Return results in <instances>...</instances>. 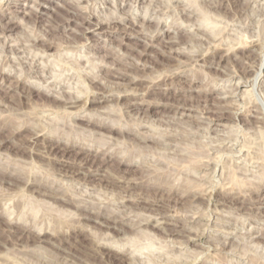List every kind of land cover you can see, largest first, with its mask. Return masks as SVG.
I'll use <instances>...</instances> for the list:
<instances>
[{"label": "rangeland", "instance_id": "rangeland-1", "mask_svg": "<svg viewBox=\"0 0 264 264\" xmlns=\"http://www.w3.org/2000/svg\"><path fill=\"white\" fill-rule=\"evenodd\" d=\"M88 14L94 24L84 20ZM241 42H245V55L237 50ZM49 43L55 47L47 50L45 44ZM2 64L3 72L18 76L25 86L32 84L39 89L38 95L29 97L25 108L15 110L20 104L23 86L8 89V81L0 77V94L9 95L0 106L8 110L5 114H11L16 124L22 119L30 122L34 130L46 126V131L36 135L40 140L41 135L47 134L44 132L49 131L47 135L62 132L64 140L70 138L77 145L83 143L90 148L84 154L102 162L86 164L79 176L63 177L58 174L62 171L59 163H49L40 155L31 157L28 150L34 144H24L28 148L23 151L8 142L1 151L9 155L2 161L14 165L11 172L28 173L33 169L43 177L57 169L58 175H51L55 177L51 181L54 184H50L53 188L59 187V193L67 191L64 194L75 199V206L52 202V198L38 192L22 188L6 191L0 187V193L1 189L5 191L0 194V206L5 205L1 208L8 214L0 218L2 227L8 228L5 224L15 216L20 221L39 222L35 229L72 227L60 229L63 234L57 238L45 234L39 240L34 233L22 239L18 233L7 237L0 232V241L4 240L0 244V264H80L82 260L84 264V257L87 260L89 256L84 252L82 255L83 244L92 240L100 246L104 243L120 248L133 260L130 259V264H222L223 260L228 264H264V239L259 238L264 233V0H0ZM112 72L124 73L126 77L114 79ZM132 76L144 82L131 86ZM93 77L105 85L110 95L116 96L119 89L126 92H121L118 100L103 102L95 94L105 87L91 82ZM147 85L157 92L146 94ZM168 88L171 90L167 93ZM44 90L50 93L47 95ZM66 97L70 102L77 101L73 105L79 106L73 108L68 104L65 110L56 98L66 100ZM94 97L99 100L91 101ZM43 100L52 108L42 107ZM138 101L143 104H132ZM79 113L98 122H118L114 125L123 127L118 126L121 132L100 128L77 119ZM220 114L225 117L219 120ZM10 128L2 130L0 141L12 138L14 142H21L23 137L19 134L11 137L14 128ZM29 132L21 133L28 136L32 134ZM61 146L64 148V144ZM36 148L48 158L81 161L76 147L68 154L61 150L49 152L41 146ZM109 153L114 156L109 158ZM125 156L131 164L119 165L118 160ZM146 171L149 173L144 174ZM229 187L232 189L227 191ZM42 190L51 193L47 188ZM229 194L242 198V203L224 200ZM83 211L85 215H115L123 223L110 230L100 224L102 219H84ZM73 224H79L75 231ZM81 224L84 227L80 230ZM172 229L178 234L172 233ZM255 234L261 235L255 237ZM97 262L89 264H107ZM110 264L125 263L117 260Z\"/></svg>", "mask_w": 264, "mask_h": 264}, {"label": "bare ground", "instance_id": "bare-ground-1", "mask_svg": "<svg viewBox=\"0 0 264 264\" xmlns=\"http://www.w3.org/2000/svg\"><path fill=\"white\" fill-rule=\"evenodd\" d=\"M220 2V1H219ZM238 5V4H237ZM86 13V12H85ZM84 13V14H85ZM73 16V15H72ZM86 16V15H85ZM92 16H93V13H92ZM72 18V17H71ZM71 18H70V20H71ZM74 18V17H73ZM91 15L90 14H88L85 18H84V20L86 21V22H88V23H92V24H94L93 22H91ZM75 20V19H74ZM82 21H83V18H82ZM113 21V20H112ZM115 21V20H114ZM67 22H69V21H67ZM84 22V21H83ZM61 24V23H60ZM110 24V23H109ZM51 25V24H50ZM67 25V24H66ZM97 26V25H96ZM102 26V25H101ZM9 28V26L7 27V29ZM52 28H54V27H52ZM3 29H5V28H3ZM55 29V28H54ZM8 30H10V29H8ZM53 30V29H52ZM162 30V29H161ZM51 31V30H50ZM128 34V33H127ZM176 35V34H175ZM50 37V36H49ZM176 38V37H175ZM214 39V38H213ZM41 40V39H40ZM173 41V40H172ZM45 42H47V41H45ZM49 42V41H48ZM47 42V43H48ZM174 42H176V41H174ZM39 43H40V41H39ZM171 43V42H170ZM179 43V42H178ZM245 42H241V47L239 46V48H237V50H239V51H241L242 53V55H245V54H247V52H246V49H245V45L243 46V44H244ZM38 44V43H37ZM173 44V43H172ZM39 45V44H38ZM40 45H42V41H41V43H40ZM54 45V44H53ZM170 46H172V45H170ZM169 46V47H170ZM214 46V45H213ZM233 46V45H232ZM45 47H46V49L47 50H50L52 47H55V46H52V43H49V44H45ZM11 48H13V47H11ZM9 49H10V47H9ZM17 49V48H16ZM41 49V48H40ZM167 49V48H166ZM217 49V48H216ZM11 50H15V48L14 49H11ZM17 51V50H16ZM217 50H215L214 52H216ZM13 52H15V51H13ZM46 52V51H45ZM163 52V51H162ZM167 52V51H166ZM169 52V51H168ZM20 53V52H19ZM171 53V52H170ZM177 53V52H176ZM225 54V53H224ZM240 54V55H241ZM166 56V55H165ZM167 56H169V54H167ZM166 56V57H167ZM200 56V55H199ZM206 56V55H205ZM233 56V55H232ZM231 56V57H232ZM250 56L252 57V55L250 54ZM176 57V56H175ZM213 57V56H212ZM222 58H223V56H221ZM225 57V56H224ZM236 57V56H235ZM170 58V57H169ZM200 58V57H199ZM198 58V59H199ZM204 58V57H203ZM232 58H234V57H232ZM236 58H238V57H236ZM250 58V57H249ZM191 59V58H190ZM202 59V58H201ZM224 59V58H223ZM241 59H242V57H241ZM245 59V58H244ZM187 60V59H186ZM209 60V59H208ZM233 60V59H232ZM236 60V59H235ZM239 60V59H238ZM3 61V60H2ZM192 61V60H191ZM194 61V60H193ZM234 61V60H233ZM242 61H244V60H242ZM8 62V61H7ZM177 62V61H176ZM188 62V61H187ZM208 62V61H207ZM236 62H237V60H236ZM14 63V62H13ZM192 63V62H191ZM241 63V62H240ZM244 63V62H243ZM11 64V63H10ZM261 64V63H260ZM184 65V64H183ZM190 65V64H189ZM248 65H250V64H248ZM0 67H4L3 66V64H2V66H0ZM244 67V66H243ZM5 68V67H4ZM176 68V67H175ZM174 68V69H175ZM250 68V67H249ZM3 68H0V77H1V80H3V81H8V83H9V85H8V89H10L11 87H12V89L13 88H17V87H21V86H23L22 87V92L23 93H21L20 95H21V97H20V99L18 100L19 101V105H17V107H15L14 109L15 110H20V109H22V108H25L26 107V104H29V97L32 95H34L35 93H36V95H38L37 93L39 92V89H37V88H35L34 86L32 87V84H30V86L29 85H27V86H25L24 84H22V80L21 79H19V78H17V77H13V76H11V75H9L8 73H5V71L3 72V70H2ZM244 69H245V67H244ZM25 70V69H24ZM28 70V69H27ZM172 70V69H171ZM248 70V69H247ZM115 71H117V69L115 70ZM173 71V70H172ZM182 71V70H181ZM241 71V70H240ZM39 72H41V71H39ZM119 72H121V71H119ZM113 73L112 72V74H111V76H112V78H114V79H120L121 77H123V76H125V74L124 73ZM26 73V72H25ZM43 73V72H42ZM126 73V72H125ZM146 73V72H145ZM245 73V72H244ZM249 74V73H248ZM180 75V74H179ZM246 75V74H245ZM41 76H42V74H41ZM110 76V77H111ZM40 77V76H39ZM126 77V76H125ZM124 77V78H125ZM129 77V76H128ZM133 77V76H132ZM132 77H131V80H129L130 81V83H131V86L132 85H135V86H137L139 83L141 84V82H144V80L143 79H141V78H136V77H133V79H132ZM42 78V77H41ZM44 78V77H43ZM42 78V79H43ZM92 78V77H91ZM134 78H136V79H134ZM45 79V78H44ZM96 78H94L93 77V79H91L92 81L91 82H97V83H99V84H101V85H104L101 81H99V80H95ZM110 79V78H109ZM152 79V78H151ZM164 79V78H163ZM169 79V78H168ZM88 80V79H87ZM102 80V79H101ZM165 80V79H164ZM146 81V80H145ZM149 81V80H148ZM152 82H153V80H152ZM152 82H150L151 83V85L153 84ZM171 82V81H170ZM149 83V84H150ZM93 84V83H92ZM95 84V83H94ZM164 84V83H163ZM180 84V83H179ZM120 85V84H119ZM151 85L150 86H146V89L144 90V92L147 94V93H151L152 91H155L152 87H151ZM155 85V84H154ZM159 85V84H158ZM166 85V84H165ZM7 86V85H6ZM111 86V85H110ZM114 86H116V85H114ZM104 87H105V85H104ZM107 87H109V86H107ZM157 87V86H156ZM90 87H88V89H89ZM101 88V87H100ZM110 88V87H109ZM130 88V87H129ZM144 88V87H143ZM5 89V88H4ZM51 89V88H50ZM112 89V88H111ZM110 89V90H111ZM114 89V88H113ZM119 89V88H118ZM156 89V88H155ZM160 89V88H159ZM166 89V88H165ZM49 90V89H48ZM86 90V89H85ZM91 90V89H90ZM101 90V89H100ZM122 90V89H121ZM131 90V89H130ZM137 89H135V91H136ZM139 90V89H138ZM137 90V91H138ZM169 90H171V89H167V93H168V91ZM43 91V90H42ZM93 91H94V89H93ZM126 92V90H122L121 92ZM129 91V90H128ZM127 91V92H128ZM135 91H133V92H135ZM213 91V90H212ZM1 92V91H0ZM3 92V91H2ZM118 92V93H117ZM116 92V96H114V94L113 95H110L109 94V91H108V89H106V87L105 88H103L102 89V91H99L98 90V92L95 94V95H100V98H103V102L104 101H108V100H114V99H119V97H120V94H121V92H120V89L118 90ZM132 92V93H133ZM155 92H157V91H155ZM166 92H163L162 94H166ZM207 92V91H206ZM209 92V91H208ZM44 93L45 94H49L50 92L49 91H46V90H44ZM53 93V92H52ZM88 93V92H87ZM145 93H141V95L142 94H145ZM149 93V94H150ZM90 94V93H89ZM92 94V93H91ZM134 94V93H133ZM65 95V94H64ZM71 95V94H70ZM70 95H67V96H69L70 97V99H71V96ZM75 95V94H74ZM95 95H92V96H95ZM131 95V94H130ZM140 95V96H141ZM31 96V97H32ZM66 96V95H65ZM86 96H88V95H86ZM114 96V97H113ZM131 96H133V95H131ZM143 96V95H142ZM162 96V95H161ZM31 97H30V99H31ZM125 97V96H124ZM145 97V96H144ZM5 98H9V95H7V92H5V94L3 95H1L0 94V106H3V99H5ZM67 99L66 100H69V98L68 97H66ZM73 98H74V96H73ZM76 98V99H75ZM74 98V100H77L78 98L77 97H75ZM87 98V97H86ZM127 98V97H126ZM137 98V97H136ZM143 98V97H142ZM62 99V98H61ZM61 99H57L56 98V100H58L60 103H61V105L64 107V109L66 108L67 109V105L68 104H70L71 106L70 107H78L77 105H73V104H75L77 101H73V102H70L71 100H73V99H71V100H69V101H66V100H61ZM90 99V98H89ZM92 99V98H91ZM15 100V99H14ZM79 100V99H78ZM83 100V99H82ZM99 100V98L98 97H94L91 101H98ZM137 100H139V99H137ZM143 100H144V98H143ZM162 100V99H161ZM44 101V100H43ZM84 101V100H83ZM82 102V101H81ZM139 102V101H138ZM133 102L132 104H134V106H139V104H143V102ZM4 103H5V101H4ZM40 103V102H39ZM81 104V103H80ZM82 104H83V102H82ZM213 104V103H212ZM223 105V104H222ZM28 106V105H27ZM37 106H38V104H37ZM61 106V107H62ZM227 106V105H226ZM42 107H48L49 109L50 108H52V105H50V104H48V103H46L45 101L42 103ZM185 108V107H184ZM191 108V107H190ZM39 109V108H38ZM65 109V110H66ZM77 109V108H76ZM80 109V108H79ZM39 110H43L42 108L41 109H39ZM38 110V111H39ZM55 110V109H54ZM78 110V109H77ZM76 110V111H77ZM6 111H8V110H6V109H0V133L2 132V130L3 129H5V128H10V127H13L14 129H13V131H12V136L11 137H14V138H16V135H20V136H22L23 138H21V142H14V141H12V138L11 139H9V138H6V139H2L1 141H0V156H2V155H4L3 157H0L1 158V160H0V187L1 188H3V190L4 189H6V191H7V189L8 190H17V188L19 189V188H22V189H24V190H29L30 192H32V191H34L35 193L36 192H38L39 194H42V195H46V196H49L50 198H52L53 200H52V202L54 201V202H59V203H61L62 205H65V204H72V205H74L75 206V203H74V201L73 200H75L73 197H71L70 195H66L67 193V191L66 192H60L59 193V190H58V188L56 189V187L55 188H53V186H52V184H54V183H52L53 181V179H55V177L53 178V176L54 175H56L57 173V169H56V172L55 171H53V176H51L50 174H47V175H49V176H43V177H40L38 174L40 173H38L37 174V171L38 170H33L32 168H34V167H32L31 169L32 170H29V172L27 173H25V172H22V171H18V172H11V170L12 169H14V165H12V164H10V162H7V161H2V160H4V157H5V155H6V157L8 158V154H4L2 151H1V149H3L4 147H6L7 146V144H8V142H10L12 145L11 146H13L14 148H19V150L20 149H24V148H28V146H25L24 144H27V143H31V144H34V147L32 148V150L30 149V150H28V153L31 155V157H33L34 158V156L35 155H40V156H42V157H44V158H46L47 160H49V163H53V162H57V163H59L60 164V166H61V170L62 171H60L58 174H60V175H63V177L64 176H74V175H76V176H79V174H82L83 172H82V169H83V167L84 166H86V164H98V163H100L101 164V162H99L98 160H97V158H91L90 157V155L88 154V155H86V154H84V152H85V150H89L90 148H88V146H84V145H77L76 144V140L74 141V140H72V139H70V138H67V139H63V136L64 135H62L61 133V130L59 131V132H61V133H56V132H53L52 133V135H47L48 134V132H44L46 135H41V137L40 138H42L41 140L39 139V137H37L36 135H37V133L38 132H42V131H46L45 130V124H44V126L45 127H41V128H36L35 127V130L34 129H32V127L34 128V125H31V123L29 122H23L22 120H20V121H22L21 123H20V121H19V123L18 124H16V120L14 119V117H12L11 116V114H5V112ZM37 111V112H38ZM45 111V110H44ZM49 111V110H48ZM53 111V110H52ZM57 111V110H56ZM221 111H223V110H221ZM11 112V111H10ZM41 112H43V111H41ZM54 112V111H53ZM75 112V111H74ZM79 112H81V113H83L82 111H79ZM216 112V111H215ZM13 113V112H12ZM39 113H40V111H39ZM73 113V112H72ZM227 113V112H226ZM14 114V113H13ZM38 114V113H37ZM37 114H33V115H37ZM75 114V113H74ZM77 114V113H76ZM75 114V115H76ZM215 114H218V113H215ZM27 115V114H26ZM30 115V113L28 114V116ZM32 114H31V116H33ZM71 115V114H70ZM75 115H73V116H75ZM82 115V114H81ZM80 115V113L78 114V118L77 119H81V120H85V121H88L89 123H91V124H93V125H96V126H98V127H100V128H103V127H105V128H108L109 130H115V131H118V132H121L120 131V128H118V126H119V124L116 126V125H114L115 123H118V122H114V124L113 123H105V122H98L97 120L96 121H94V120H92V119H90V117H86L87 115L86 114H84V115H86V116H81ZM209 115V114H208ZM30 116V117H31ZM43 116V115H42ZM77 116V115H76ZM75 116V117H76ZM91 116V115H90ZM217 116V115H216ZM216 116H214L215 118H216ZM227 116V115H226ZM259 116V115H258ZM23 117V116H22ZM21 117V118H22ZM25 117V116H24ZM23 117V118H24ZM37 117H38V115H37ZM37 117L35 118V117H33V118H35V119H37ZM66 117V116H65ZM74 117V118H75ZM92 117V116H91ZM100 117V116H99ZM114 117V116H113ZM225 116H224V114H220V115H218L217 116V119H223ZM32 118V117H31ZM31 118H29V119H31ZM40 118V117H39ZM256 118V117H255ZM34 119V120H35ZM72 119H73V117H72ZM94 119H95V117H94ZM111 119H113V118H111ZM25 120H28V119H25ZM98 120H99V118H98ZM102 120V119H101ZM113 120H115V119H113ZM112 120V121H113ZM37 121V120H36ZM104 121V120H103ZM111 120H109V121H107L106 120V122H110ZM244 121V120H243ZM75 122V121H74ZM145 122V121H144ZM33 123H35V121L34 122H32V124ZM44 123V122H43ZM127 123V122H126ZM253 123V122H252ZM112 124V125H111ZM123 124V123H122ZM36 126H37V124H35ZM40 125V124H39ZM58 124H56V126H57ZM64 125V124H63ZM220 125V124H219ZM47 126H49V125H47ZM62 126V125H61ZM126 126V125H125ZM40 127V126H39ZM52 127H54V125L52 126ZM52 127H49V128H52ZM119 127H123L122 125L121 126H119ZM59 128V127H58ZM58 128H57V130H58ZM134 128H136V127H134ZM11 129V128H10ZM25 130H28V132L30 131L32 134H29L28 136H25L24 134V136L22 135V131H25ZM50 130V129H49ZM53 130V129H52ZM63 130V129H62ZM133 130V129H132ZM135 130V129H134ZM137 130V129H136ZM51 131V130H50ZM54 131V130H53ZM65 131V130H64ZM29 132V133H30ZM66 132V131H65ZM94 132V131H93ZM122 132H124L123 130H122ZM139 132V131H138ZM50 133V132H49ZM127 133V132H126ZM40 134V133H39ZM64 134H66V133H64ZM101 134V133H100ZM69 135V134H68ZM67 135V136H68ZM81 135V134H80ZM161 135V134H160ZM166 135V134H165ZM39 136V135H38ZM66 136V135H65ZM163 136V135H162ZM170 136V135H169ZM10 137V136H9ZM71 137V136H70ZM143 137V136H142ZM148 137V136H147ZM159 137V136H158ZM157 137V138H158ZM173 137V136H172ZM74 138V137H73ZM81 139H82V137H80ZM111 138V137H110ZM144 138H146V137H144ZM160 138V137H159ZM164 138H166V137H164ZM168 138H170V137H168ZM33 139V140H32ZM78 139V138H77ZM87 139H88V137H87ZM122 139V138H121ZM143 139V138H142ZM91 140V139H90ZM146 140V139H145ZM147 140H149V139H147ZM157 140V139H156ZM161 140V139H160ZM40 141H43V143H40ZM80 141V140H79ZM151 141H154V139L153 140H151ZM164 141H166V140H164ZM168 141V140H167ZM78 142V141H77ZM104 142V141H103ZM102 142V143H103ZM106 142V141H105ZM113 142V141H112ZM156 142V141H155ZM160 142H162V141H160ZM110 143V142H109ZM61 144H64V148H61L62 146H61ZM105 144V143H104ZM161 144H163V143H161ZM89 145V144H88ZM91 145V144H90ZM168 145V144H167ZM9 146V145H8ZM36 146H41L43 149L44 148H46L47 149V151H55V150H58V151H63V153L64 154H68V153H70L71 152V150L73 149V148H79V150L77 151V153H76V155L77 156H79L80 157V159H81V161L80 162H71V161H69V160H64V159H58V158H54V157H50V158H48V157H45V155H42V153L39 151V148H36ZM99 146V145H98ZM92 147V146H91ZM111 147V146H110ZM109 147V148H110ZM106 148H108V147H106ZM108 148V149H109ZM164 148V147H163ZM108 149H106L107 151H108ZM174 149V148H173ZM5 150V149H4ZM3 150V151H4ZM93 150V149H92ZM110 150V149H109ZM24 151V150H23ZM107 151H106V153H107ZM7 152V151H6ZM9 152V151H8ZM7 152V153H8ZM263 152V151H262ZM43 153H45V152H43ZM57 153V152H56ZM111 153V152H110ZM108 154V157L109 158H111L112 156H114V155H111V154ZM177 154V153H176ZM260 154H262V153H260ZM8 155V156H7ZM56 155V154H55ZM122 155V154H121ZM121 155H119V158H121L120 156ZM139 155V154H138ZM21 156V155H20ZM63 156V155H62ZM104 156V155H103ZM132 155H130V159L132 158L131 157ZM134 156V155H133ZM176 156V155H175ZM263 156V155H262ZM15 157V156H14ZM106 158V160H109V158ZM126 157V156H125ZM125 157H123V159H120V160H118V164L119 165H121V164H131V160H127L128 158H129V155H128V158L126 157V159H125ZM137 157V156H136ZM202 157V156H201ZM32 158V159H33ZM147 158V157H146ZM24 159V158H23ZM23 159H21V160H23ZM134 159H136L135 158V156H134ZM12 160V159H11ZM46 160V161H47ZM191 160V159H190ZM25 161V160H24ZM141 161V163H142V160H140ZM192 161V160H191ZM133 162V161H132ZM184 162V161H183ZM263 162V161H262ZM140 163V164H141ZM144 163V162H143ZM190 163H192V162H190ZM44 164V163H43ZM103 164V163H102ZM17 165V164H16ZM21 165V164H20ZM31 165V164H30ZM49 165V164H48ZM141 165H143V164H141ZM202 165V164H201ZM204 165V164H203ZM196 166V165H195ZM199 166V165H198ZM205 166V165H204ZM208 166V165H207ZM201 167V166H200ZM199 167V168H200ZM15 168H17L18 169V167L16 166ZM27 168V167H26ZM25 168V169H26ZM51 168H52V165H51ZM50 168V169H51ZM205 168V167H204ZM17 169H15L16 171H17ZM22 169V168H21ZM42 169V168H41ZM52 169H54V168H52ZM96 169V168H95ZM100 169V168H99ZM19 170V169H18ZM59 170H60V168H59ZM52 171V170H51ZM128 171V170H127ZM46 172V171H45ZM44 172V173H45ZM61 172H65V173H63V174H61ZM148 171H146L144 174H146ZM149 173V172H148ZM162 173V172H161ZM42 174H43V172H42ZM57 174V175H58ZM56 175V176H57ZM85 175V174H84ZM157 175H159V174H157ZM156 175V176H157ZM161 176H162V174H160ZM42 176V175H41ZM51 176V177H50ZM86 176V175H85ZM88 176V175H87ZM147 176H149V175H147ZM158 177V176H157ZM160 177V176H159ZM203 177V176H202ZM150 178V177H149ZM160 178H164V176L163 177H160ZM59 179V178H58ZM61 179H64V178H61ZM144 179V178H143ZM152 178H150V180H151ZM154 180H155V178H153ZM158 179V178H157ZM165 179V178H164ZM164 179H162L165 183H166V179L164 180ZM199 179V178H198ZM227 179V178H226ZM60 180V179H59ZM148 180V179H147ZM159 180V179H158ZM158 180H157V183L156 184H158L159 182H158ZM162 180H161V183H162ZM170 180V179H169ZM52 181V182H51ZM55 181V180H54ZM60 181H62V180H60ZM121 181V180H120ZM140 181V180H139ZM146 181V180H145ZM149 181V180H148ZM156 181V180H155ZM171 181V180H170ZM200 181V180H199ZM56 182H59L58 180L56 181ZM63 182V181H62ZM107 182H109L108 180H107ZM118 182V181H117ZM134 182V181H133ZM143 182V181H142ZM150 182V181H149ZM149 182H147V183H149ZM151 182H153V181H151ZM175 182V181H174ZM226 182V181H225ZM50 183H52V184H50ZM136 183V182H135ZM139 183V182H138ZM153 183H155V182H153ZM230 183V182H229ZM107 184V183H106ZM123 184V183H122ZM167 184V183H166ZM169 184H172V182L171 183H169ZM192 184V183H191ZM228 184V183H227ZM236 184V183H235ZM260 184V183H259ZM262 184V183H261ZM56 185V184H55ZM61 185H62V183H61ZM86 185V184H85ZM148 185H150V184H148ZM153 185V184H152ZM201 185H202V183H201ZM58 186V185H57ZM63 186V185H62ZM62 186H60V187H62ZM116 186V185H115ZM131 186V185H130ZM139 186V185H138ZM147 186V185H146ZM157 186V185H156ZM161 186V185H160ZM165 186V185H164ZM167 186V185H166ZM171 186V185H170ZM180 186H182V185H180ZM180 186H177L178 188L180 187ZM185 186V185H184ZM192 186V185H191ZM205 186V185H204ZM203 186V187H204ZM231 186H233V185H231ZM125 187V186H124ZM132 187V186H131ZM162 187V186H161ZM174 185H173V190H174ZM195 187V186H194ZM48 189V190H50L51 191V193H47V192H44L42 189ZM67 188V187H66ZM66 188H64V189H66ZM167 189H168V187H166ZM188 188V187H187ZM206 188V187H205ZM234 188V187H233ZM251 188V187H250ZM254 188V187H253ZM60 189V188H59ZM63 189V188H62ZM81 189V188H80ZM128 189V188H127ZM170 189H172V187L170 188ZM180 189V188H179ZM223 189V188H222ZM230 189V187L227 189V191ZM232 189V188H231ZM230 189V190H231ZM235 189H236V187H235ZM235 189H233V190H235ZM244 189V188H243ZM246 189H247V187H246ZM249 189V188H248ZM23 190V191H24ZM68 190V189H67ZM75 190V189H74ZM169 190V189H168ZM178 190V189H177ZM188 189H186V191H187ZM194 190H195V188H194ZM202 190V189H201ZM238 190V189H237ZM241 191H240V193L243 191L244 192V190H242V189H240ZM47 191V190H46ZM61 191H63V190H61ZM65 191V190H64ZM73 191V190H72ZM171 190H169V192H170ZM181 191V190H180ZM185 191V192H186ZM188 191H190V190H188ZM200 191V190H199ZM199 191H198V193H199ZM205 190H203V192H204ZM226 191V192H227ZM249 191H251L250 189H249ZM254 191V190H253ZM252 191V192H253ZM2 192H5V191H2V189H1V195H2ZM49 192V191H48ZM197 191H195V193H196ZM201 192V191H200ZM226 192H224V193H226ZM230 192V191H229ZM236 193L235 191H232V193ZM242 192V193H243ZM9 194L11 193V191L10 192H8ZM13 193H15V191H13ZM64 193H66V194H64ZM156 193V192H155ZM182 193V192H181ZM188 193H190V192H188ZM193 193V192H192ZM228 193V192H227ZM241 193V194H242ZM12 194V193H11ZM28 194V193H27ZM89 194V193H88ZM205 194V193H204ZM243 194H245V193H243ZM13 195V194H12ZM12 195H9V196H12ZM124 195V194H123ZM169 195V194H168ZM189 195V194H188ZM187 195V196H188ZM192 195H194V193L192 194ZM191 195V196H192ZM197 195V194H196ZM195 195V196H196ZM31 196V195H30ZM41 196V195H40ZM138 196V195H137ZM199 196V195H198ZM198 196H196V198L198 197ZM238 196V195H237ZM43 197V196H42ZM121 197V196H120ZM193 197V196H192ZM221 197H222V195H221ZM18 198V197H17ZM48 198V197H47ZM46 197H45V199H47ZM123 198V197H122ZM130 198V197H129ZM155 198V200H157L158 198H156V197H154ZM194 198V197H193ZM0 199H2V198H0ZM124 199V198H123ZM132 199V198H131ZM130 199V200H131ZM139 198H137V200H138ZM147 199V198H146ZM146 199H143L144 201L146 200ZM176 199V198H175ZM224 200H227V201H230V202H241V199H239L238 197H235V195H232V194H229V195H226V196H224V198H223ZM49 200V199H48ZM51 200V199H50ZM159 200V199H158ZM78 201V200H77ZM77 201H76V204H78L77 203ZM124 201V200H123ZM122 201V202H123ZM132 201H133V199H132ZM161 201V200H160ZM51 202V203H52ZM135 202V201H134ZM149 202V201H148ZM223 202V201H222ZM221 202V203H222ZM226 202V201H225ZM224 202V203H225ZM1 203V202H0ZM20 203V202H19ZM124 203H125V201H124ZM128 203V202H127ZM131 203H133V202H131ZM195 203V202H194ZM228 203V202H227ZM242 203V202H241ZM2 204V203H1ZM14 204H16V202L14 203ZM53 204V203H52ZM123 204V203H122ZM140 204V203H139ZM141 204H143V203H141ZM155 204V203H154ZM223 204V203H222ZM237 204V203H236ZM244 204V203H243ZM11 205V204H10ZM9 205V206H10ZM54 205V204H53ZM153 204L151 203V206H152ZM156 205V204H155ZM233 205H235V203L233 204ZM242 205V204H241ZM1 206H3L4 208H5V205H1ZM1 206H0V218H2V217H5V216H7L8 214L6 213V211L5 210H3L2 208H1ZM20 206V205H19ZM78 206H79V204H78ZM12 207H13V205H12ZM14 207H15V205H14ZM21 207V206H20ZM130 207V206H129ZM148 207V206H147ZM150 207V206H149ZM161 207V206H160ZM104 208V207H103ZM21 209H22V207H21ZM81 209H82V207H81ZM81 209H80V211H81ZM108 209V208H107ZM109 210V209H108ZM10 211V210H9ZM79 211V210H78ZM103 211V210H102ZM106 211V210H105ZM159 211V210H158ZM24 212V211H23ZM85 211H83V213H84ZM97 212V211H96ZM10 213V212H9ZM22 213V212H21ZM87 213V212H86ZM100 213V212H99ZM105 213V212H104ZM165 213V212H164ZM163 213V214H164ZM12 214V212L10 213V215ZM26 214V213H25ZM80 214H81V212H80ZM10 215H9V217H10ZM20 215V214H19ZM22 215V214H21ZM84 215V219H88V220H96V219H102V222H100V224L102 225V226H105L106 228H108V229H115L116 227H115V225H117L118 223H121L123 220L122 219H120V220H122V221H120V220H118L119 219V217L118 218H114L115 217V215H114V217H110V216H112V215H108V216H106L107 214H105V215H103V214H89V213H87L86 215H85V213L83 214ZM82 215V216H83ZM166 215V214H165ZM164 215V216H165ZM79 216V215H78ZM172 216V215H171ZM16 217V216H15ZM15 217H13V219H10V221L8 222L7 221V223L5 224L8 228H4V227H2L1 225L2 224H0V232H2V234H7L6 236L7 237H10L11 235H9L8 236V234H12V233H18V235H20V237L23 239V238H27L28 237V235L27 234H30V233H34L35 234V236H36V238H37V240H39V239H41L42 237V235H44L45 236V234H49L50 236H58L59 234L61 235V233L63 234V232H60V227H56L55 226V224L53 225V226H55V227H52V228H50V227H46V228H43V226L41 227V228H39V225H38V228L39 229H35L36 228V224L37 223H39V222H36V224H35V222L33 221V223H32V221H28V222H30V223H28L26 220L27 219H25V221H24V219H23V221H20V219H18V218H15ZM19 217V216H18ZM23 217H24V215H23ZM80 217H81V215H80ZM167 217V216H166ZM79 218V217H78ZM77 218V219H78ZM168 218H170V217H168ZM168 218H166V219H168ZM9 219V218H8ZM117 219V220H116ZM171 219V218H170ZM35 220V219H34ZM1 221V220H0ZM71 221H73V220H71ZM57 222V221H56ZM63 222V221H62ZM77 222V221H76ZM73 223V222H72ZM72 223H70L71 225H72ZM75 223V222H74ZM79 223V222H78ZM123 223V222H122ZM167 223H168V221H167ZM42 224V223H41ZM61 224H64V223H61ZM67 224V223H66ZM100 224H98V225H100ZM152 224V223H151ZM48 225V224H47ZM60 225V224H59ZM73 225H76V224H73ZM79 225V224H78ZM78 225H76V228L74 229V231L77 229V226ZM172 225H173V223H172ZM35 226V227H34ZM50 226V225H49ZM63 226V225H62ZM82 226V224L79 226V228ZM86 226V225H85ZM174 226V225H173ZM177 226V225H176ZM14 227H16V229L17 228H19V230L20 231H15V229L13 230V228ZM66 227V226H65ZM64 227V229H68L69 227H68V225H67V227L68 228H65ZM82 227H84V226H82ZM118 227V226H117ZM72 227H70V229H71ZM74 228V227H73ZM78 228V229H79ZM105 228V229H106ZM170 228V227H169ZM62 229H63V227H62ZM61 229V230H62ZM63 229V230H64ZM70 229H69V232H70ZM107 229V230H108ZM120 229H121V227H120ZM166 229V228H165ZM180 229V228H179ZM255 229V228H254ZM62 230V231H63ZM80 230H81V228H80ZM83 230H85L84 228H82V231ZM109 230V231H110ZM122 230V229H121ZM159 230H161V228L159 229ZM166 230H168V229H166ZM74 231H73V233H74ZM81 231V232H82ZM118 231V230H117ZM170 232H171V230H169ZM168 231V232H169ZM172 233H174V232H176L177 234H178V232H177V230H173L172 229ZM261 231V230H260ZM67 232V231H66ZM65 232V233H66ZM253 232H256V231H253ZM259 232V231H258ZM64 233V234H65ZM80 233V232H79ZM171 233V234H172ZM179 233H180V231H179ZM262 233V232H261ZM248 234H250V232L248 233ZM179 235H183V234H179ZM226 235V234H225ZM251 235V234H250ZM256 235V234H255ZM258 236H260L261 234H257ZM257 235L255 236V237H257ZM4 236V235H3ZM5 236V237H6ZM62 236H64V235H62ZM67 236V235H66ZM174 236V235H173ZM188 236H190V235H188ZM262 236V235H261ZM259 237V238H262V239H264V233H263V236L262 237ZM6 237V238H7ZM182 237H184V236H182ZM221 237H223V235L221 236ZM235 237V236H234ZM233 237V238H234ZM249 237V236H248ZM252 237V236H251ZM57 238V237H56ZM112 238V237H111ZM175 238H176V236H175ZM188 238V237H187ZM191 238H192V236H191ZM2 239V238H1ZM13 239V238H12ZM183 239V238H182ZM219 239V238H218ZM221 239V238H220ZM223 239V238H222ZM221 239V240H222ZM225 239H227L226 237H225ZM224 239V240H225ZM255 238H253V240H254ZM8 240V239H7ZM88 240H89V238H88ZM92 240V239H91ZM210 240V239H209ZM223 240V241H224ZM257 240V239H256ZM40 241H42V240H40ZM44 241H46V240H44ZM93 241V240H92ZM92 241H90V242H88V241H85V242H88V243H85V244H83V246H84V250H82V255H83V252L87 255V257L89 256V258L87 259V260H89V262L90 261H95L96 260V262L97 263H100L99 261H101L102 263H111V262H113V261H117V260H119V261H121V262H123V263H125V264H130L129 263V261L131 262V258L129 257V254H127V253H125L123 250H120V248H118V249H116V248H113V247H109V246H107V244L106 245H104V243H103V245H99L100 243H98L97 242V240H96V242L98 243V244H96L95 243V240L92 242ZM220 241V240H219ZM259 241V240H258ZM3 242H4V240H1L0 241V244H3ZM26 242V241H25ZM48 242V241H47ZM216 242V241H215ZM229 242V241H228ZM262 242V241H261ZM13 243V242H12ZM54 242H52L51 243V245L53 244ZM60 243V242H59ZM223 243H225V242H223ZM24 244V243H23ZM102 244V243H101ZM56 246V245H55ZM77 246V245H76ZM222 244H221V248H222ZM225 246V245H224ZM53 247V246H52ZM74 248V247H73ZM77 248H79V246H77ZM81 248V247H80ZM81 249H83V248H81ZM75 250H77V249H75ZM217 250V249H216ZM70 251V250H69ZM72 251H74V250H71V252ZM218 251H220V249L218 250ZM61 252V251H60ZM62 252H65V251H62ZM126 252H127V250H126ZM221 252V251H220ZM58 253V252H57ZM62 254H64V253H62ZM73 254V253H72ZM121 254H123L125 257H123ZM68 255V254H67ZM74 255H76V253L74 254ZM79 255H81V253L79 254ZM79 255H77L78 257H79ZM85 255V256H86ZM216 255V254H215ZM65 256H66V254H65ZM128 256V257H127ZM217 256V255H216ZM34 257V256H33ZM61 257V256H60ZM67 257V256H66ZM72 257H73V255H72ZM81 257V256H80ZM86 257V258H87ZM31 258V257H30ZM37 258V257H36ZM59 258V257H58ZM61 258H64L65 259V257H61ZM69 258V257H68ZM75 258H76V256H75ZM81 258H83V257H81ZM81 258H79L80 260H81ZM216 258V257H215ZM131 259V260H130ZM217 259H219V258H217ZM222 258L220 257V260H221ZM4 260V259H3ZM66 260V259H65ZM84 260H85V262L87 261L86 259H85V257H84ZM42 261V260H41ZM50 261V260H49ZM48 261V262H49ZM55 261V260H54ZM58 261V260H57ZM133 261V260H132ZM224 262H225V260H223ZM37 262V261H36ZM56 262V261H55ZM61 262H62V260H61ZM72 262V261H71ZM77 262V261H76ZM78 262H80V261H78ZM82 263H80V264H83V260L81 261ZM85 262H84V264H85ZM89 262H86V263H88L89 264ZM167 262V261H166ZM223 262V263H224ZM228 261H226L225 263H227ZM5 263V262H4ZM34 263V262H33ZM52 263V262H51ZM154 263V262H153ZM205 263H207V262H205ZM220 263V262H219ZM222 263V262H221ZM222 263V264H223ZM29 264V263H28ZM41 264V263H40ZM53 264H56V263H53ZM58 264V263H57ZM93 264V263H92ZM132 264V263H131ZM208 264V263H207ZM212 264V263H211ZM228 264V263H227Z\"/></svg>", "mask_w": 264, "mask_h": 264}]
</instances>
